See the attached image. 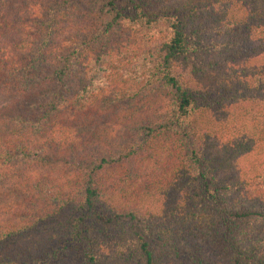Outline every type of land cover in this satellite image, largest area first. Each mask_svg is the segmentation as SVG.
I'll return each mask as SVG.
<instances>
[{"label": "trees", "instance_id": "obj_1", "mask_svg": "<svg viewBox=\"0 0 264 264\" xmlns=\"http://www.w3.org/2000/svg\"><path fill=\"white\" fill-rule=\"evenodd\" d=\"M0 264H264V0H0Z\"/></svg>", "mask_w": 264, "mask_h": 264}, {"label": "rangeland", "instance_id": "obj_2", "mask_svg": "<svg viewBox=\"0 0 264 264\" xmlns=\"http://www.w3.org/2000/svg\"><path fill=\"white\" fill-rule=\"evenodd\" d=\"M2 102H3V99H0V104H2Z\"/></svg>", "mask_w": 264, "mask_h": 264}]
</instances>
